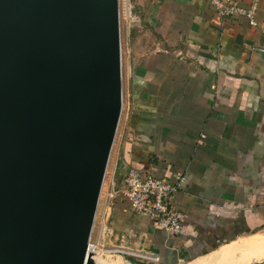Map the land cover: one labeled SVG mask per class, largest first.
I'll use <instances>...</instances> for the list:
<instances>
[{
    "label": "crops",
    "instance_id": "0c3cea01",
    "mask_svg": "<svg viewBox=\"0 0 264 264\" xmlns=\"http://www.w3.org/2000/svg\"><path fill=\"white\" fill-rule=\"evenodd\" d=\"M232 3L255 7L257 26L221 24L207 0H128L127 101L107 170L113 197L101 195L99 207L109 232L102 221L98 240L157 257L152 264H192L264 232V0ZM132 169L183 177L172 198L179 236L115 194ZM245 247L260 251L264 237ZM229 250L218 256L225 264L263 258Z\"/></svg>",
    "mask_w": 264,
    "mask_h": 264
},
{
    "label": "water",
    "instance_id": "95a60500",
    "mask_svg": "<svg viewBox=\"0 0 264 264\" xmlns=\"http://www.w3.org/2000/svg\"><path fill=\"white\" fill-rule=\"evenodd\" d=\"M122 111L120 0H0V264H96Z\"/></svg>",
    "mask_w": 264,
    "mask_h": 264
},
{
    "label": "built area",
    "instance_id": "2783aa9c",
    "mask_svg": "<svg viewBox=\"0 0 264 264\" xmlns=\"http://www.w3.org/2000/svg\"><path fill=\"white\" fill-rule=\"evenodd\" d=\"M207 1L215 9L221 24L236 17H244L249 21L251 26H257L255 20V7L251 9H242L235 6L232 0ZM206 137L207 135L203 133L198 143L203 144ZM182 181L183 177L181 175L177 176L173 181L170 178H157L152 175L144 174L138 169H132L125 176L122 188L115 192V194L120 193L126 198L132 210L137 215L149 218L157 223V225L164 229L169 235L176 237L182 232L183 222L181 215L172 204V198ZM112 197L113 193L107 196L108 199ZM100 202L101 198L97 213L99 212ZM102 231L104 234H108L109 232V228L104 221ZM118 252L126 253L121 250ZM129 254L138 256L147 262L155 263L158 261V258L155 256L143 255L134 251H131Z\"/></svg>",
    "mask_w": 264,
    "mask_h": 264
},
{
    "label": "rangeland",
    "instance_id": "374dc122",
    "mask_svg": "<svg viewBox=\"0 0 264 264\" xmlns=\"http://www.w3.org/2000/svg\"><path fill=\"white\" fill-rule=\"evenodd\" d=\"M130 9H131V7H130V5H128V0H120L123 109H124V105L126 104V101H127V82H126V74H124V66H125L124 62L126 61V52H127L126 51V35H127L128 29H130L132 27H136V25L133 24L132 18L130 19L128 17L130 15V13H129ZM127 18H129V19H127ZM139 31H142V30H139ZM123 111H122V115H123ZM123 124H124V120H123ZM110 179H111L110 175L107 176V174H106L105 186H104L105 189H103L102 196L106 195V193L109 194L110 192H113V190H112L114 187L113 184H111V186H109ZM104 190H105V192H104ZM97 217H98V218H96L97 226L96 225H95L96 227L94 226L95 228L93 230V234H92V238H91V245L96 246V252H94V254H95V259L97 260V262L99 264H132L131 260L136 261V264H152V262H147L138 256H133V255L129 254L131 251L128 249L119 248L118 246H115L116 244H111V242L109 240H107L105 243L103 241H99L98 235L102 231V230L100 231V223L103 221L102 217L100 216V211L97 213ZM95 224H96V222H95ZM261 237H264V232L261 235H257V236H248V237L246 236L242 239L234 241L233 243L229 244L228 246H247L248 243H252L253 241H256L257 239H259ZM250 241H252V242H250ZM120 250L124 251L126 253H119L118 251H120ZM256 257H258V255ZM138 260H141V261H138ZM245 262H248V260H246ZM259 263L264 264V256H263V258H261ZM182 264H189V263H182Z\"/></svg>",
    "mask_w": 264,
    "mask_h": 264
},
{
    "label": "bare ground",
    "instance_id": "6f19581e",
    "mask_svg": "<svg viewBox=\"0 0 264 264\" xmlns=\"http://www.w3.org/2000/svg\"><path fill=\"white\" fill-rule=\"evenodd\" d=\"M104 184H105V182H104ZM103 187H104V185H103ZM102 191H103V189H102ZM101 195H102V193H101ZM100 198H101V196H100ZM254 248L255 247H250L249 249H251V250H248L247 247H245V246H231V247H227V248H224V249H221V250L217 251L216 253H214V254H212V255H210L208 257L202 258V259H200V260H198V261H196V262H194L192 264H225V263H228V262H230L229 259H227V258L221 259L220 257H218V256L221 255L222 252L226 251L227 249H230L229 250L230 252L235 251L236 253H238L237 251H239V253H238L239 255L237 256L238 260H240V258H241L240 256L241 255H243V254L249 255L251 253L247 257V260L253 263L254 261L257 260L256 256L255 257L251 256L252 252L254 250H257L256 248L255 249ZM89 249L93 253L96 252V246L91 245V242H90ZM253 254L258 255V256H264V249L262 248V249H260V251H255V252H253ZM95 261H96V264H99L96 259H95Z\"/></svg>",
    "mask_w": 264,
    "mask_h": 264
},
{
    "label": "trees",
    "instance_id": "16d2710c",
    "mask_svg": "<svg viewBox=\"0 0 264 264\" xmlns=\"http://www.w3.org/2000/svg\"><path fill=\"white\" fill-rule=\"evenodd\" d=\"M132 263H133V264H136V261L132 260Z\"/></svg>",
    "mask_w": 264,
    "mask_h": 264
}]
</instances>
